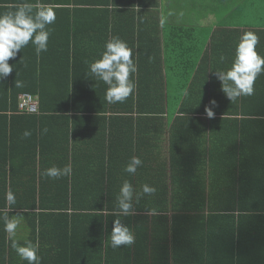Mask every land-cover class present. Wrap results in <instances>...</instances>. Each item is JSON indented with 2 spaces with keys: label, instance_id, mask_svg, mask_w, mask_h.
Wrapping results in <instances>:
<instances>
[{
  "label": "trees",
  "instance_id": "16d2710c",
  "mask_svg": "<svg viewBox=\"0 0 264 264\" xmlns=\"http://www.w3.org/2000/svg\"><path fill=\"white\" fill-rule=\"evenodd\" d=\"M26 2L52 5L56 21L49 26L47 52L37 55L29 43L9 61L13 72L0 80V264H27L11 248V242L14 239L26 246L37 238L41 264H137L138 260L146 264L141 261L139 244L113 249L110 235L117 218L113 213L120 186L134 177L123 168L132 156H140L133 136H140L141 131L134 123L141 125L147 116L177 108L164 104L163 78L157 77L161 72L155 59L147 56L142 46L136 53L131 40L137 35L135 23L143 15L164 17L163 2L0 0V14ZM210 4L202 9L216 11L213 2ZM166 16H170L167 10ZM115 36L132 49L137 71L130 75L134 92L123 103L109 104L105 100L108 86L90 75L89 63L100 58L105 43ZM257 47L264 56L262 39ZM212 50L215 53V48ZM219 59V55H211L209 63ZM150 61L156 68L147 70ZM16 80L22 81L23 87H15ZM256 80L261 87L245 105L226 107L228 112L215 111L255 118L248 121L254 125L251 133L239 126L244 122L233 121L243 136L249 133L246 141L256 138L255 145L246 150L249 158H243V151L240 158L235 154L236 165L229 180L220 181L222 173L214 170L208 187L194 182L202 193L190 186L197 194L187 200L154 202V209L161 212L193 213L195 226L204 229L196 248L201 257L192 253L187 258L190 264H264V73ZM26 93L39 98L38 114L19 112L20 96ZM114 119L123 125L121 134L117 128L115 132L111 129ZM44 128L47 133H43ZM26 130L32 135L23 138ZM68 164L71 176L51 179L42 175L45 169ZM175 172L170 171L172 183H176ZM129 181L141 190V184ZM9 191L15 194L14 204L6 200ZM141 198L139 203L134 201L131 213L151 210L152 202ZM4 215L19 218L12 237L4 231ZM119 218L124 224L128 217ZM221 221H227L228 227L218 223Z\"/></svg>",
  "mask_w": 264,
  "mask_h": 264
},
{
  "label": "crops",
  "instance_id": "0c3cea01",
  "mask_svg": "<svg viewBox=\"0 0 264 264\" xmlns=\"http://www.w3.org/2000/svg\"><path fill=\"white\" fill-rule=\"evenodd\" d=\"M246 1H195V8L198 4L211 6V2L213 9L218 12L220 6L226 7L222 18L218 17V12H205L202 8L197 9L193 17L177 18L172 15L167 17L163 4L164 17L143 15L141 20L138 19L135 23L134 32L136 31L137 35L131 38L134 41L135 52L137 53L142 46L143 52L155 59L157 70L161 72L157 77L163 78L161 81L166 94L164 104L177 107L176 110L172 107L164 114L147 116L148 119H141L144 121L141 125L135 123L133 125L141 131L140 136L136 133L133 139L138 140V145L135 143L134 146L135 150L139 151V158L143 164L137 169L134 177L127 180L141 185L149 184L158 189L155 195L141 198L148 204L152 202L151 210L155 208L156 200L162 199L160 201L166 202H170L171 199L187 200L192 194L202 193L196 189L194 182L208 187L213 180L214 170L222 173V179L218 178L220 181L229 180L230 171L236 165V157L240 158V152L243 151V158H249L246 150L255 145L253 142L256 138L246 141L249 133L243 136L241 134L243 131H238V125L233 122L235 120L244 122L239 126L247 127L251 133L254 125L248 121L255 118L232 113L215 114L218 109L228 112L229 107L245 105V100L254 95L242 96L237 102L232 103L222 92L221 82L215 75V71L231 67L236 46L243 33L254 32L259 38V43L261 39L264 41V9L260 3H253L247 8ZM249 15L254 21H247ZM114 21L113 24L116 23ZM178 48L182 54L180 61L177 60L175 53ZM212 48H215V53ZM256 51L262 55L259 47ZM211 55H223L226 59L224 62L219 59L216 63L210 64ZM151 61L145 69L156 68ZM260 87L256 80L254 93ZM212 100L217 103L213 108L215 115L209 119L205 114V108ZM254 103L256 102L250 104ZM182 106L186 107L184 111L179 110ZM118 121L114 119L111 124L113 132L116 128L118 132L123 129V125L118 124ZM217 156L218 159L213 161ZM171 170L176 171L174 174L176 183H172ZM190 186L197 193L191 191ZM139 187L140 185L135 188L139 190ZM207 190L209 191L208 188ZM149 212L150 210L131 213L126 216L127 219L124 218V224L135 237V242L130 246L139 244V247H142L141 261L146 264H190L187 258L192 253L201 257L196 253V248L204 229L195 226L191 217L193 213H177L172 209L165 212L155 210V214L152 215H149ZM218 223L225 228L228 227L227 221ZM219 259L218 257L216 263Z\"/></svg>",
  "mask_w": 264,
  "mask_h": 264
},
{
  "label": "clouds",
  "instance_id": "9594fccd",
  "mask_svg": "<svg viewBox=\"0 0 264 264\" xmlns=\"http://www.w3.org/2000/svg\"><path fill=\"white\" fill-rule=\"evenodd\" d=\"M55 21L56 12L52 5H33L26 2L17 5L14 11L0 14V80L7 78L13 72V66L9 64V61L15 59L29 43L35 47L37 55L47 52L51 33L49 26ZM258 43L259 38L254 32L243 33L236 46L231 67L215 71L217 79L221 82L222 92L232 103L237 102L242 96L253 95L255 81L260 74L264 73V56L256 51ZM225 59L223 55L220 56L221 62ZM136 71L132 49L118 36L108 40L100 58L89 63L90 75L108 86L105 100L109 104L123 103L134 92L135 83L130 79V75ZM15 87H23V82L16 80ZM216 103L212 100L205 108V114L209 119L215 115L213 108ZM47 131V128L43 129V133ZM31 135L32 133L26 130L23 138ZM142 164L143 161L138 156H132L123 171L128 175H135ZM42 175L51 179L71 176L72 166L68 164L63 168L51 167L45 169ZM156 192L157 189L149 184H143L141 190L137 191L129 180L123 181L116 197L113 213L117 217L113 222L110 235L113 249L122 245H132L135 242L132 231L122 223L119 217L131 214L134 201L139 203L142 196H153ZM6 200L9 204H14L15 194L9 191L6 194ZM152 214H155V209L150 210L149 215ZM2 219L4 231L9 234V237L14 236L19 226V218H9L4 215ZM39 247L38 238L35 243L28 241L26 246H21L14 239L11 242V248L21 260L27 261V264H41V258L37 254Z\"/></svg>",
  "mask_w": 264,
  "mask_h": 264
},
{
  "label": "rangeland",
  "instance_id": "374dc122",
  "mask_svg": "<svg viewBox=\"0 0 264 264\" xmlns=\"http://www.w3.org/2000/svg\"><path fill=\"white\" fill-rule=\"evenodd\" d=\"M196 0H162L163 4L165 5V9L167 10L169 15H172L174 17H181V18H186L188 17H193L196 15V11L199 8H203V6L199 5L195 8L194 3ZM208 2L209 0H202ZM246 1V0H245ZM253 3H260L261 6L264 9V1L263 0H247L245 2L246 7H251ZM219 12L217 13L218 17L222 18L224 16V13L226 12V7L220 6L219 7ZM254 21V18L250 17V15L247 17V21ZM176 58L178 61L182 59V54H181V49L178 48L176 51ZM196 59V57H194ZM183 62V61H182ZM181 62V63H182ZM180 63V64H181ZM181 68V65L179 66ZM182 71V68H181ZM166 75V73H165ZM178 82V80H177ZM173 90H175V87H173Z\"/></svg>",
  "mask_w": 264,
  "mask_h": 264
},
{
  "label": "built area",
  "instance_id": "2783aa9c",
  "mask_svg": "<svg viewBox=\"0 0 264 264\" xmlns=\"http://www.w3.org/2000/svg\"><path fill=\"white\" fill-rule=\"evenodd\" d=\"M19 112L23 114H38L39 98L32 94H22L20 96Z\"/></svg>",
  "mask_w": 264,
  "mask_h": 264
}]
</instances>
